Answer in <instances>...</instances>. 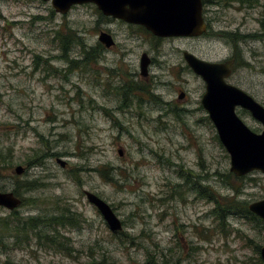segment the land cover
I'll return each mask as SVG.
<instances>
[{
	"label": "rangeland",
	"instance_id": "374dc122",
	"mask_svg": "<svg viewBox=\"0 0 264 264\" xmlns=\"http://www.w3.org/2000/svg\"><path fill=\"white\" fill-rule=\"evenodd\" d=\"M204 3L206 33L158 39L92 4L60 15L50 2L0 0V192L22 202L0 207V220L14 226L13 216L21 223L65 213L79 221L42 223L18 245L5 233L0 264H261L264 225L230 215L222 228L213 197L222 205L262 200L264 174L229 171L200 103L204 83L182 53L220 62L236 52L231 81L264 106V0ZM100 31L115 45L86 63ZM57 33L73 34L67 54ZM142 53L151 60L147 78ZM237 114L261 132L247 111ZM84 191L110 205L120 232Z\"/></svg>",
	"mask_w": 264,
	"mask_h": 264
},
{
	"label": "water",
	"instance_id": "95a60500",
	"mask_svg": "<svg viewBox=\"0 0 264 264\" xmlns=\"http://www.w3.org/2000/svg\"><path fill=\"white\" fill-rule=\"evenodd\" d=\"M50 2L53 10L66 15L73 6L92 4L103 16L120 20L129 25L144 27L157 38H198L205 31L202 0H41ZM106 46L113 41L105 32L99 36ZM182 57L190 70L204 83L205 91L201 106L213 124L219 142L229 156V171L242 177L253 171L264 174V106L241 89L229 85L225 79L230 74L231 61L211 62L184 51ZM149 58L143 54L140 59L141 74H148ZM180 98L183 94H180ZM247 111L260 123L262 130H251L238 116L236 108ZM121 154V151H119ZM61 167L65 162L58 159ZM22 167L15 169L17 175ZM89 204L94 206L112 232L122 230L118 219L108 203L96 194L84 191ZM21 205L12 192H0V207L12 211ZM248 210L264 222V198L248 205ZM259 255L264 263V245Z\"/></svg>",
	"mask_w": 264,
	"mask_h": 264
},
{
	"label": "trees",
	"instance_id": "16d2710c",
	"mask_svg": "<svg viewBox=\"0 0 264 264\" xmlns=\"http://www.w3.org/2000/svg\"><path fill=\"white\" fill-rule=\"evenodd\" d=\"M100 15L103 16L101 14V12H100ZM103 17H105V16H103ZM138 28L145 30L144 27H141V26ZM72 35H73L72 33H69L68 35H66V37L62 38L57 33V35L55 37L57 40L60 41L61 48L65 54H67V52L69 50V44L74 41V38L71 37ZM92 51L91 52L90 51L85 52L84 62L88 63L91 60V58L93 57V54H94V51L93 52ZM70 63H71V65L77 64L76 61H70ZM208 193L210 196L209 199L211 200V196H213V194L211 192H208ZM200 194H202V192H200ZM213 199L216 202V208L214 210V214H215V217L217 218V220L220 222L219 226H222V228L226 222L227 217L230 215H242L245 219H247L249 221H256L257 223L264 225V222L259 217H257L256 215H254L253 213H251L248 210L247 203L242 202V201L236 202L234 200H231L230 202L226 201L222 205V204H219L218 201H216V198L213 197ZM76 217H70L69 218L67 216V214L62 213V215L51 217L48 221V224L49 225H63V226H65V225L77 226L79 221ZM11 219H12V222H14V226L10 225V223H9L10 218L9 219L5 218L3 220H0V234H1L0 235V243L3 242L4 234L5 233L7 234L8 232L12 235L14 234L15 243H17V245L21 244L22 242H26L27 241V237H26L27 233L29 231H34V230L38 229L40 227V225L43 223L42 222L43 220H41L40 218H35V217L23 218L21 223L19 222L20 219H18L15 216L11 217ZM5 237H6V235H5ZM22 239H24V240H22ZM59 244H60V242H59ZM255 250L257 253H259L260 246L257 245ZM257 260L259 263L264 264L260 256H258Z\"/></svg>",
	"mask_w": 264,
	"mask_h": 264
},
{
	"label": "flooded vegetation",
	"instance_id": "af4514ba",
	"mask_svg": "<svg viewBox=\"0 0 264 264\" xmlns=\"http://www.w3.org/2000/svg\"><path fill=\"white\" fill-rule=\"evenodd\" d=\"M202 3H203V20H204V23H205V27H206V31H205V33L210 29V27H211V23H212V19L211 20H209V19H206V15H205V10H204V5H205V3H204V0H202ZM209 4H212V3H210V2H208ZM106 17V16H105ZM108 19H112V20H117V19H113V18H111V17H107ZM117 21H120V20H117ZM120 22H122V21H120ZM124 23V22H123ZM126 24V23H125ZM127 25H129V24H127ZM131 26H136V27H140V26H137V25H131ZM102 32H104V31H100L99 32V35H98V42H99V44L100 45H98L97 46V48H95V49H93V51H94V54H93V59L94 60H96L97 59V57H98V55H99V52L100 51H102V47L101 46H103L105 49H110V48H112V47H114V45H115V43H114V40H113V38L111 37V35L110 34H108V35H110V37H111V39H112V41H113V44L112 45H110V46H106L104 43H102V42H100V40H99V36H100V34L102 33ZM106 33V32H105ZM155 38H157V37H155ZM158 39H165V38H158ZM236 40V38L235 37H233V41H235ZM92 51V52H93ZM91 52V51H90ZM143 54H145V53H142L141 54V56H140V59H141V57H142V55ZM140 59H139V71H140ZM149 60H150V58H149ZM225 61H231L232 62V64H231V66H230V74H229V76L225 79V82L227 83V84H229V85H232V86H235V87H237V88H239L236 84H234L232 81H231V79H232V76H233V74H234V70H235V66H236V61H237V54H236V52L229 58V59H227V60H224V61H220V62H225ZM151 62V60L149 61V64H148V66L151 64L150 63ZM147 71H148V67H147ZM140 75H141V77H143V78H147V75L146 76H144V75H142L141 74V71H140ZM239 89H241V88H239ZM242 91H244L243 89H241ZM244 92H246V91H244ZM247 94H249L248 92H246ZM180 94H183V97L182 98H180V97H178L179 98V100H181V101H184L185 100V94L183 93V92H181ZM250 95V94H249ZM180 96V95H179ZM251 96V95H250ZM201 103V102H200ZM203 108V107H202ZM204 110V109H203ZM205 111V110H204ZM239 111H245V110H242L241 108H236V113H238ZM15 196V195H14ZM16 197V196H15ZM18 198V197H17ZM19 199V198H18ZM21 201V200H20ZM22 203V202H21ZM14 210H16V209H14ZM13 211V210H12ZM48 219H43V223H48Z\"/></svg>",
	"mask_w": 264,
	"mask_h": 264
},
{
	"label": "bare ground",
	"instance_id": "6f19581e",
	"mask_svg": "<svg viewBox=\"0 0 264 264\" xmlns=\"http://www.w3.org/2000/svg\"><path fill=\"white\" fill-rule=\"evenodd\" d=\"M45 224V223H44Z\"/></svg>",
	"mask_w": 264,
	"mask_h": 264
}]
</instances>
